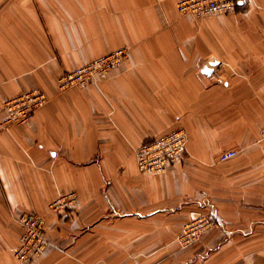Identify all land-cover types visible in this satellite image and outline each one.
<instances>
[{"label":"crops","instance_id":"obj_1","mask_svg":"<svg viewBox=\"0 0 264 264\" xmlns=\"http://www.w3.org/2000/svg\"><path fill=\"white\" fill-rule=\"evenodd\" d=\"M177 1L0 0V264H264V0L199 18ZM119 48L94 84L59 88ZM31 90L46 104L4 126V102ZM177 127L182 160L140 171L136 149ZM26 212L52 246L24 262ZM202 214L219 225L182 247Z\"/></svg>","mask_w":264,"mask_h":264},{"label":"built area","instance_id":"obj_2","mask_svg":"<svg viewBox=\"0 0 264 264\" xmlns=\"http://www.w3.org/2000/svg\"><path fill=\"white\" fill-rule=\"evenodd\" d=\"M249 0H178L176 9L180 14L203 17L210 15L235 14L240 3ZM125 48H119L109 54L93 59L81 68L63 74L58 78L61 90L69 88H86L94 84L99 76H104L112 69L118 67L126 57ZM47 102L45 94L40 90H31L4 102L3 110L6 112L4 126H20L30 121L35 112ZM264 139V128L261 131ZM187 134L184 129L174 128L154 139L144 141L135 152L136 163L140 171L150 175L164 174L171 167L177 165L186 154ZM236 155L235 150H228L219 154V161H226ZM75 196L73 193L59 196L49 208L59 213L66 210ZM16 223L21 234L18 246L13 255L19 261H27L38 257L47 247L52 246L45 236V223L42 216L35 213H21ZM219 224L207 215L188 222L177 237L182 247L196 242L203 233ZM61 250V249H59Z\"/></svg>","mask_w":264,"mask_h":264},{"label":"water","instance_id":"obj_3","mask_svg":"<svg viewBox=\"0 0 264 264\" xmlns=\"http://www.w3.org/2000/svg\"><path fill=\"white\" fill-rule=\"evenodd\" d=\"M217 64V62H210V65L211 66H214V65H216ZM205 72H209V70L208 69H205Z\"/></svg>","mask_w":264,"mask_h":264}]
</instances>
